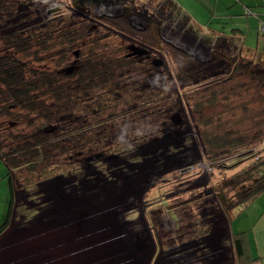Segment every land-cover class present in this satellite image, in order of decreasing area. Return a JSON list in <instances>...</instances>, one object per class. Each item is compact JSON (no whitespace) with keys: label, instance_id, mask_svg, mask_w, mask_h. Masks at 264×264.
Instances as JSON below:
<instances>
[{"label":"rangeland","instance_id":"1","mask_svg":"<svg viewBox=\"0 0 264 264\" xmlns=\"http://www.w3.org/2000/svg\"><path fill=\"white\" fill-rule=\"evenodd\" d=\"M14 1L15 16L0 20V34L18 29L43 36L49 28L54 35L83 34L64 65H57L53 52L30 65L72 73L79 51L91 47L134 60L139 85L126 95L163 84L166 92L155 105L138 106V100L113 91L117 106L99 117L104 128L89 133L92 146L56 156L53 176L35 177L33 189L15 182L13 215L0 236V264H218L231 254L228 207L261 177L264 141H248L243 150H215L204 135H251L264 122V81L254 75L264 70L258 62L264 19L260 26L245 21L242 28L232 0H171L175 7L169 0H59L63 9L57 12L35 0ZM151 23L157 31L149 29ZM236 27L245 34L240 37L246 51L258 54L249 55L258 62L250 73H232L226 58H213L216 48L207 42L236 38ZM220 46L216 50L228 58L238 54L234 44ZM201 63L203 73L180 77ZM212 91L217 96L210 102ZM200 100L206 126L194 111ZM87 121L78 109L60 116L49 130L65 133ZM0 127L23 130L3 117ZM9 191L5 176L0 182L5 201ZM249 212L241 206L232 217L241 224Z\"/></svg>","mask_w":264,"mask_h":264},{"label":"trees","instance_id":"2","mask_svg":"<svg viewBox=\"0 0 264 264\" xmlns=\"http://www.w3.org/2000/svg\"><path fill=\"white\" fill-rule=\"evenodd\" d=\"M169 2L175 7L171 0ZM14 6V0H0V20L12 19L15 16ZM259 10L260 12H255L247 8L245 16L263 20L264 3L260 5ZM55 21L53 20L50 26L54 25ZM101 21L109 25L104 17ZM152 28L156 29L153 23L149 29ZM116 29L126 34L124 29ZM59 33L61 34L54 35L53 28H49L43 36L18 29L0 34V105L5 104L0 106V117L23 126L20 131L0 127V158L7 168L6 176L10 189L6 213L0 224V236L6 231L13 215L15 182L22 181L25 188L33 189L38 184L35 177L47 179L53 176L51 168L53 161L57 162L56 156H65L82 146H92L94 139L89 133L97 129L103 130L104 123L99 117L108 109L117 106L110 98L113 91L120 92L123 97L131 96L132 99L138 100V106L155 105L158 97L166 92V85L163 84L156 90L149 88L126 95V90L136 89L139 85V79L136 77H139L141 72L134 67V60L128 61L119 56L101 53L91 47L79 51L81 60L72 73L53 72L42 68L41 64L36 67L30 65L29 61L41 63L44 52L58 55V66L67 62L70 53L77 49V43L83 34L75 30ZM157 36L156 43L161 47L158 32ZM97 43L95 42V46ZM157 50L161 52V49ZM211 52L213 58H226L232 73H250L255 66L254 61H247L238 54L228 58L217 50ZM204 69L205 65L202 63L191 66L182 71L180 77L183 79L190 75H199ZM254 75L264 81V70ZM209 95L210 102L217 96L215 91ZM8 104L11 106H7ZM194 106L198 123L206 126L209 121L204 120V102L200 100ZM78 109L88 117L87 122L79 127L69 128L65 133L56 134L49 130V126L57 122L60 116ZM263 123L251 135L232 131L222 136L204 135V141L215 150L226 146H229L231 151L243 150L248 141H264ZM231 133L237 137H231ZM64 139H67V142ZM261 165V177L252 179L251 184L238 193L236 202L228 207V210H232L228 221L231 220L235 209L246 206L264 192V164ZM242 247V239L235 240V252L239 253Z\"/></svg>","mask_w":264,"mask_h":264},{"label":"crops","instance_id":"3","mask_svg":"<svg viewBox=\"0 0 264 264\" xmlns=\"http://www.w3.org/2000/svg\"><path fill=\"white\" fill-rule=\"evenodd\" d=\"M232 3L234 6H236V8H234L235 15L233 16L234 17L238 16V19L236 20H238L241 23V26L246 25L245 21H247L248 24H257V26L258 25L260 26V24H262L263 22L262 19L256 18L254 16L247 17L245 15L247 12V8H250L255 12H260L259 7L262 3H264V0H232ZM188 21L191 24L190 17L188 18ZM233 35L236 36V38L231 36L228 37L218 36L213 39L209 38L207 42L211 45L210 48H214V49L215 48L217 49V47H219L222 43H224L225 46L234 44L236 50L238 51V55L246 59L247 57H249V55L256 53V52L251 53L252 49L251 51L250 50H248V52L246 51V45L244 43V40L242 39L243 37H240V35L244 36L245 34L240 28L238 27L233 28ZM197 37H195V40L197 39ZM200 38L202 37L200 36ZM255 55L257 56L258 54L256 53ZM260 56L262 57V61H258V62L263 63L264 51L260 53ZM249 58L251 61H254L255 64L258 63L251 57ZM3 165L4 164L0 158V182H2L6 176L4 171L5 168ZM6 174H7V168H6ZM6 199L7 201H5L3 198L0 199V218H1L0 222H2L4 219L9 197H6ZM251 204L252 206H250ZM244 207L247 208V211H250L249 212L250 215L248 216L249 219H247L248 221L244 220L242 221L241 224H238V220L235 221L234 220L235 218L233 219L232 217L231 220L227 222L228 239L230 242L231 254H229L230 256L227 255L225 259L222 258L218 264H264V192L260 194L254 201H252L251 203L247 204ZM239 238L242 239L243 247L239 253H236L234 249V242Z\"/></svg>","mask_w":264,"mask_h":264},{"label":"built area","instance_id":"4","mask_svg":"<svg viewBox=\"0 0 264 264\" xmlns=\"http://www.w3.org/2000/svg\"><path fill=\"white\" fill-rule=\"evenodd\" d=\"M51 2V3H48V2ZM59 0H35L36 3H39V4H47L45 6H47V11H59V10H62L63 7L62 5H60L59 3H62L61 1L58 2ZM58 3V4H57ZM48 12V13H49ZM264 29V27H263Z\"/></svg>","mask_w":264,"mask_h":264},{"label":"flooded vegetation","instance_id":"5","mask_svg":"<svg viewBox=\"0 0 264 264\" xmlns=\"http://www.w3.org/2000/svg\"><path fill=\"white\" fill-rule=\"evenodd\" d=\"M130 23H131V21H130ZM120 33V32H119ZM124 35V34H123Z\"/></svg>","mask_w":264,"mask_h":264}]
</instances>
